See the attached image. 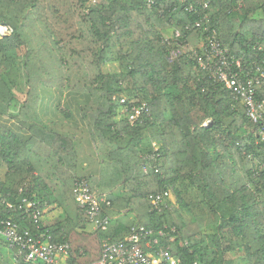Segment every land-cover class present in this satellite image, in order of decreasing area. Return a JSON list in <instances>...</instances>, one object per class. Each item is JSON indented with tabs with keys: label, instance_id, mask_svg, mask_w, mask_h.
<instances>
[{
	"label": "trees",
	"instance_id": "obj_1",
	"mask_svg": "<svg viewBox=\"0 0 264 264\" xmlns=\"http://www.w3.org/2000/svg\"><path fill=\"white\" fill-rule=\"evenodd\" d=\"M213 34L234 69L261 77L263 98L264 0H0V116L29 128L23 138L0 120V192L16 206L0 213L70 242L74 264L99 260L102 238L125 240L135 224L162 230L185 264H264L261 124L202 66ZM43 86L88 96L82 128L43 118ZM143 103L151 114L132 124ZM80 177L115 195L107 231L87 228ZM25 197L39 221L19 208ZM0 240L11 264H33Z\"/></svg>",
	"mask_w": 264,
	"mask_h": 264
},
{
	"label": "built area",
	"instance_id": "obj_2",
	"mask_svg": "<svg viewBox=\"0 0 264 264\" xmlns=\"http://www.w3.org/2000/svg\"><path fill=\"white\" fill-rule=\"evenodd\" d=\"M197 25L200 26L201 22H197ZM6 29L7 31H3L8 32L7 27ZM177 34L179 35V32ZM210 53L214 55V57L208 55L213 61L206 62L200 58L202 66L214 69L216 78L225 83V86L233 91L234 96L244 103L248 117L261 124L259 135L264 141V97H257L259 85L262 83L261 77L253 76L249 72L239 73L234 69V63L239 69L242 68L240 59L230 61L227 55L228 49L222 46L221 41L214 34ZM216 58H219L221 62L215 61ZM208 63H213V65H208ZM131 109L130 120L133 124L144 112L151 114V108L147 103L133 105ZM160 154L158 148L156 154H152L150 158L160 156ZM74 194L78 199L81 212L89 219L94 229L107 231L113 217L106 214V209L113 204L115 195L112 192H94L89 181L84 177L76 179ZM165 195L172 198L170 192H166ZM150 198L156 208L164 203L162 193L151 194ZM24 203H27V207L33 208V218L36 222L39 221L42 211L38 208V202L25 197L19 205L20 209L24 208ZM4 206L8 209L16 207L0 192V208ZM37 228L40 229V226L38 225ZM0 233L6 238L8 247L18 249L17 256H21L27 263L74 264L71 243L52 241L48 230L44 232L22 228L19 221L5 218L0 213ZM163 236L162 230L156 234L153 229L135 224L125 240L115 241L111 236L102 238V257L90 264H185L181 258L171 252L170 246L163 245L161 239Z\"/></svg>",
	"mask_w": 264,
	"mask_h": 264
},
{
	"label": "crops",
	"instance_id": "obj_3",
	"mask_svg": "<svg viewBox=\"0 0 264 264\" xmlns=\"http://www.w3.org/2000/svg\"><path fill=\"white\" fill-rule=\"evenodd\" d=\"M39 110L43 118L48 122L64 121L66 124L82 128L83 119L80 114L82 104L88 102V96L78 92L62 91L56 87L43 86L41 88ZM62 107L67 112H62ZM0 120L18 132L23 138L29 137L27 124L20 123L18 120H8L0 116ZM2 171L0 172V174ZM3 174V173H2ZM87 228L94 231L92 224L88 223Z\"/></svg>",
	"mask_w": 264,
	"mask_h": 264
},
{
	"label": "rangeland",
	"instance_id": "obj_4",
	"mask_svg": "<svg viewBox=\"0 0 264 264\" xmlns=\"http://www.w3.org/2000/svg\"><path fill=\"white\" fill-rule=\"evenodd\" d=\"M5 31H7L6 27L3 29ZM172 32H169V34H171ZM43 95V94H42ZM62 110H64V108L62 107ZM131 122V120H130ZM133 124V122H131ZM154 146L156 147V150L159 148V145L158 144H154ZM151 155H149L148 157H150ZM2 176V174H0V177ZM172 196V200L173 202L176 201L174 195H171ZM4 243L3 241L0 240V246L3 247ZM11 256V253H4L2 250L0 251V264H11L12 262V258H10ZM16 260V259H15ZM15 260H13V262H16Z\"/></svg>",
	"mask_w": 264,
	"mask_h": 264
}]
</instances>
